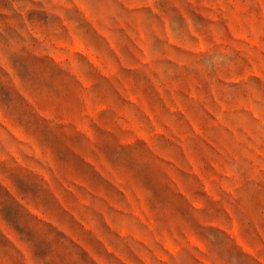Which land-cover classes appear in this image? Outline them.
Instances as JSON below:
<instances>
[{"label": "rangeland", "instance_id": "obj_1", "mask_svg": "<svg viewBox=\"0 0 264 264\" xmlns=\"http://www.w3.org/2000/svg\"><path fill=\"white\" fill-rule=\"evenodd\" d=\"M0 264H264V0H0Z\"/></svg>", "mask_w": 264, "mask_h": 264}]
</instances>
